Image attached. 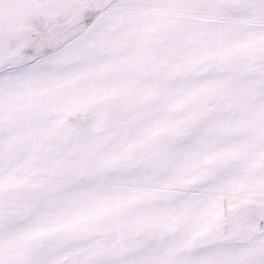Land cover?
I'll list each match as a JSON object with an SVG mask.
<instances>
[{"label":"snow or ice","instance_id":"1","mask_svg":"<svg viewBox=\"0 0 264 264\" xmlns=\"http://www.w3.org/2000/svg\"><path fill=\"white\" fill-rule=\"evenodd\" d=\"M0 264H264V0H0Z\"/></svg>","mask_w":264,"mask_h":264}]
</instances>
